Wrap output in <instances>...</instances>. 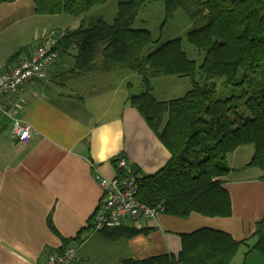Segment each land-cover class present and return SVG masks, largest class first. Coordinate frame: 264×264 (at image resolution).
Wrapping results in <instances>:
<instances>
[{"label":"crops","instance_id":"obj_1","mask_svg":"<svg viewBox=\"0 0 264 264\" xmlns=\"http://www.w3.org/2000/svg\"><path fill=\"white\" fill-rule=\"evenodd\" d=\"M41 16L48 15L36 13L33 0L0 4V72L30 56L49 33L70 27H55ZM69 52L72 49L61 52L50 65L47 79L3 95L0 264H42L47 254L67 245L76 247V259L70 264H125L128 258L178 254L181 234L203 227L227 231L236 239L251 237L264 215V172L247 165L254 153L250 145L227 157L233 170L221 178L232 196V216L193 212L180 218L160 212L154 219L139 217L125 223L150 230L117 239L90 229L104 195L95 171L116 176L112 159L122 155L126 166L153 174L171 153L128 100L130 94L139 93L133 79H141L140 74L120 68L69 75L73 64ZM16 119L33 127L26 143L13 136ZM254 241L250 238L251 244ZM247 249L242 245L231 264H255V260L264 264L258 251L247 254Z\"/></svg>","mask_w":264,"mask_h":264},{"label":"trees","instance_id":"obj_2","mask_svg":"<svg viewBox=\"0 0 264 264\" xmlns=\"http://www.w3.org/2000/svg\"><path fill=\"white\" fill-rule=\"evenodd\" d=\"M13 1L0 0V4ZM107 1L33 0L39 15L67 13L79 20L75 28L55 32L60 57L61 52L72 49L69 75L124 68L141 76L144 90L130 94L128 100L171 157L157 172L145 174L133 164L119 167L122 155L117 156L112 159L117 176H135L139 199L163 213L180 218L193 212L232 216V196L221 179L233 170L227 157L241 146L252 145L254 153L247 165L264 172V81L254 94L246 95V91L220 98L214 79L234 82L243 69V82L250 78L248 71L256 72L264 63V0H161L167 18L182 7L192 19L187 40L204 54L199 65L185 51L182 37L159 43L149 29L133 27L139 9L152 0H117L113 23L102 16L86 19L87 12ZM170 75L189 77L191 88L181 97L161 100L154 93L152 80ZM50 226L58 232L52 222ZM148 230L124 224L101 232L117 239ZM181 237L178 254L128 258L124 263L231 264L242 245L248 246L247 254L258 251L264 257V215L248 238L236 239L211 227Z\"/></svg>","mask_w":264,"mask_h":264},{"label":"built area","instance_id":"obj_3","mask_svg":"<svg viewBox=\"0 0 264 264\" xmlns=\"http://www.w3.org/2000/svg\"><path fill=\"white\" fill-rule=\"evenodd\" d=\"M58 40L57 33H49L30 56L23 58L10 70L0 72V113L5 111L2 103L5 93L16 92L28 82L47 79L50 65L60 58ZM12 132L16 140L26 143L32 137L33 127L24 120L16 119ZM118 165L125 167L126 159L122 157ZM94 177L104 192L103 199L93 216L94 232L118 227L139 217L154 219L161 212L160 208L151 207L139 199V185L135 176L107 177L95 171ZM75 259L76 247L68 245L47 254L42 264H70Z\"/></svg>","mask_w":264,"mask_h":264},{"label":"rangeland","instance_id":"obj_4","mask_svg":"<svg viewBox=\"0 0 264 264\" xmlns=\"http://www.w3.org/2000/svg\"><path fill=\"white\" fill-rule=\"evenodd\" d=\"M118 13L117 0H108L105 4L96 6L86 13V19L94 16H102L109 23H113ZM40 20L51 21L55 26L64 27L69 24L70 27L77 26L78 18L67 14H57L41 16ZM60 24V25H59ZM135 28L149 29L155 39H159V43L165 42L169 39L182 37L183 47L188 55L197 61V64L203 62L204 54L199 52L188 40L187 32L192 28V19L182 7L175 10L173 16L167 18L165 5L161 0H152L146 3L139 9L136 20L133 24ZM156 43L151 48L156 47ZM250 78H244V70L240 71L234 82H226L224 79H214L216 85V96L225 98L231 95H246L254 94L253 91L259 87L264 81V63L256 72L248 71L246 73ZM140 77V76H139ZM135 83V92L144 90L141 79H133ZM155 95L161 100H170L173 98L183 96L191 88V80L187 76H160L152 80ZM252 148L253 146L250 145ZM254 151V148H253ZM261 253L259 252V255ZM255 264H261L255 260Z\"/></svg>","mask_w":264,"mask_h":264}]
</instances>
